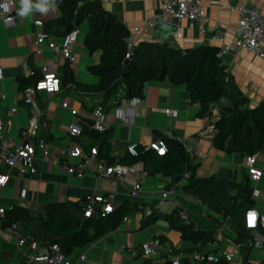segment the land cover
I'll list each match as a JSON object with an SVG mask.
<instances>
[{"label":"crops","instance_id":"0c3cea01","mask_svg":"<svg viewBox=\"0 0 264 264\" xmlns=\"http://www.w3.org/2000/svg\"><path fill=\"white\" fill-rule=\"evenodd\" d=\"M100 1L106 10L127 27L129 34L133 32L134 27H138L139 31L136 34L140 37L139 41L162 42L163 40L158 37L168 30V26L159 22L165 21L173 24L182 34L180 39L175 38L173 32L170 34L167 41L173 46L191 48L199 44L215 45L211 40L213 35L211 25L206 26L205 33H201L198 25L190 27L187 20L177 22L166 18L160 0ZM241 5L262 11L264 0L204 1V9L211 23L215 20L222 22L226 41L231 45L237 21L236 8ZM19 8L20 0H14L16 15L14 25L5 27L0 21V64L2 68L0 124L4 126L6 135L16 139L19 138L20 131L29 124L31 117L28 107L23 102L17 78L31 76L32 73L40 75V67L43 63L52 64V55L47 49L41 56L34 53L36 28L33 21L40 19L45 27L48 26L56 31L63 30L58 21L60 18L58 7L55 11L50 10L46 14L33 11L26 17L18 15ZM148 22H153V26L145 27ZM87 29L88 26L78 28L81 34L79 32V39L74 45V62L60 60L54 65L61 84L65 72L69 70L80 86H63L59 93L52 96L43 92L38 95V103L42 109V125L38 134L46 130L51 133L52 141L49 142V147L54 155H59L61 149L68 144H77L78 136L70 137L66 131L67 126L70 123L82 125V121H90L91 112L98 103V99L90 95L85 88V85L96 81V77L88 71V67L99 61V53L91 55L82 44ZM221 59L228 69L231 82L246 97L248 107H253L264 100V59L248 51H235L232 48ZM62 100L67 101L76 110L75 115L61 106ZM127 107H131L133 111L131 124L123 123L115 113L116 108L125 109ZM165 109L175 111L176 114L167 115ZM198 109L199 104L190 102L189 92L184 85H174L168 80L146 82L141 99L138 98L133 103L131 100L121 99L117 106L106 111V129L111 133V155L117 159L124 153L129 142H137L145 146L154 141L159 133L168 130L176 139H184L197 149L198 154L190 160L191 163L197 164L194 172L196 177L214 175L217 178L240 182L244 176H247L252 189L250 207L247 210L255 209L264 214V153L256 154L257 166L262 169L263 175L259 180L253 181L246 172L243 154L225 153L200 136L211 118L198 117L196 115ZM8 110L11 111L10 114ZM79 140L89 141L85 136H81ZM36 167L37 172L34 175H20L15 168L9 170L11 177L6 185L0 188V207L5 209L12 204H19L38 210L46 202L77 201L92 194L106 192L115 194V206L125 200L135 204V210L127 215L125 221L122 220L114 229L75 249L69 255V261L72 264H151L152 262L170 264L167 259L163 260L159 256L145 258L141 255L131 256L130 254L131 249H137L142 242L153 239L156 234L172 245L175 252H181L183 258L188 259L193 251L205 252L214 249L217 252L224 250L237 253L241 256L242 264H245V258L250 263L262 261L250 258L252 246L249 245V241L251 240H244L241 243L234 242L237 229L229 217H223L211 211L206 204L184 191L185 180L175 183L161 174L148 175L142 185L140 195L132 198L128 196V191L135 181L133 174L125 175L121 181L111 185L109 181L96 178L90 173L81 178L67 175L59 166L43 162L41 159H37ZM140 168H143L142 164L138 163V169ZM172 186L175 187L174 204L172 206L162 205L160 209H156L155 205L161 190ZM254 191L257 193L255 194ZM176 210L186 212L189 219L187 224H191L194 229L213 230L216 247H212L211 242L203 247L192 245L191 242L184 240L180 232L173 229L165 219L147 223L151 214L176 213ZM1 220L2 215H0V264H36L28 263L24 257V253L29 251L28 244H24L18 250L14 233L9 227H3ZM254 231L264 235L262 231L260 232V228L250 230L252 234ZM82 255L85 256L84 260H80ZM188 260V262L182 260L181 264H202Z\"/></svg>","mask_w":264,"mask_h":264},{"label":"trees","instance_id":"16d2710c","mask_svg":"<svg viewBox=\"0 0 264 264\" xmlns=\"http://www.w3.org/2000/svg\"><path fill=\"white\" fill-rule=\"evenodd\" d=\"M57 7L60 11L58 21L63 30L56 31L48 26L44 29L55 37H62L78 29L84 21L87 23L82 44L91 55L98 52L99 61L88 67L96 81L85 85V88L98 99L96 105L102 106L105 112L117 106L121 99H141L146 82L168 80L171 84L186 87L190 102L199 104L198 117L211 118L200 136L209 140L215 148L228 154L239 152L244 156L264 153V100L253 107L247 106L246 97L231 82L217 46L199 44L179 48L168 41L140 40L129 59H125L126 38L130 32L103 7L100 0H57ZM39 76H19V88L22 90L34 84ZM67 85L80 86L69 70L65 72L61 88ZM81 123L83 132L80 137L85 136L89 141L83 142L78 136L76 142L84 151L89 152L96 147L97 157L109 164L141 163L148 175L161 174L175 183L188 171L184 191L206 204L211 211L229 217L237 229L235 243L252 240L253 235L244 224L245 211L250 207L252 195L247 176L240 182L214 175L196 177L197 164L191 163L181 142L165 137L167 151L163 155L138 145L137 156L125 150L116 159L111 155L110 131L96 132L92 129L91 120ZM40 136L48 142L52 141V135L47 130ZM85 200L86 197L77 201L46 202L38 210L12 204L5 208L1 225L10 228L18 224L24 235L32 236L45 245L57 244L60 251L69 257L75 249L117 227L125 216L135 210V204L125 200L108 214L85 217L82 210ZM175 212L151 214L147 223L165 219L194 246L203 247L215 240L213 230L194 229L179 218V211ZM261 231L264 234V228H260ZM182 260L189 261L187 258ZM244 260L245 264H264V261L250 263L247 258ZM217 264L226 263L220 261Z\"/></svg>","mask_w":264,"mask_h":264},{"label":"built area","instance_id":"2783aa9c","mask_svg":"<svg viewBox=\"0 0 264 264\" xmlns=\"http://www.w3.org/2000/svg\"><path fill=\"white\" fill-rule=\"evenodd\" d=\"M35 1V0H33ZM163 6L164 17L173 19L177 22L187 20L190 27L198 25L201 33H205L206 26L211 25L213 35L211 40L218 47V55L222 57L232 49L235 51L245 50L257 57L264 59V9H257L241 5L236 8L237 21L233 31L232 45L226 41V33L223 30V24L219 20L213 21L204 9V1L206 0H160ZM16 15L14 12V0H0V21L5 27L15 24ZM36 28L35 36V54L41 56L45 49L51 52V63H43L40 67V76L32 85H27L21 90L22 99L28 107L31 117L29 124L20 131L18 139L7 136L5 128L0 124V188L4 187L9 181L11 175L9 170L15 168L20 175H34L37 172L36 161L41 159L43 162L59 166L67 175L78 178L90 173L96 178L109 181L111 185H115L121 181L125 175L133 174L135 181L128 191V196L135 198L140 195L142 185L148 177V173L144 168L138 169V163L109 164L104 159L97 157L96 147H92L89 152L76 143L68 144L63 147L59 155H54L49 147V142L38 134V130L42 125V109L38 103V95L43 92L52 96L61 91V81L57 76L54 65L60 60L69 63L74 62V45L78 41L79 31L74 29L66 33L62 37H55L44 29V22L40 19L33 21ZM153 22L146 23L145 27H152ZM138 27L133 28V32L126 38V54L125 59H129L133 49L139 42V36L136 34ZM174 37L180 39L182 34L179 30L173 32ZM229 74L228 69H226ZM30 75H33L30 74ZM2 78V68L0 64V79ZM227 79V77H226ZM72 86V85H71ZM135 102L138 98L130 99ZM61 106L68 109L71 114L75 115L76 110L73 109L67 101H61ZM11 111L8 110V114ZM117 117L125 124H131L133 121V111L131 107L125 109L116 108ZM167 115H175L176 112L165 109ZM92 129L98 133L106 130L107 118L106 112L102 106L95 105L91 112ZM67 134L70 137L80 136L83 127L78 123H70L67 126ZM165 138L178 140L183 145L190 159L198 154L193 146L189 145L184 139H176L170 131L165 130L160 136L150 142L148 145H141L137 142H129L126 145V152L132 156L138 155V145L144 147L145 150L153 149L158 155H163L167 151ZM245 168L249 178L253 181L259 180L263 171L257 166L256 154L245 156ZM189 172L185 171L181 180L188 179ZM256 194L257 192L254 191ZM175 187L162 189L159 199L155 205L156 209H160L162 205L172 206L174 204ZM115 194L112 192L96 193L86 197L82 208L85 217L90 215H105L114 209ZM98 209V212L97 210ZM4 208L0 207V215L4 214ZM179 218L188 223L189 219L185 211H179ZM127 216L122 220L125 221ZM245 227L250 230L264 228V214L259 213L255 209H249L245 212ZM10 230L15 235L16 247L20 250L21 246L28 244L29 251L24 253V257L28 263L36 264H72L69 257L60 251L57 244H42L32 236L24 235L20 231L18 224H13ZM253 239L249 241V245L259 248L263 255L264 261V235L257 231L253 232ZM212 247H216V243H211ZM131 256L141 255L145 258L160 257L167 259L170 264H181L183 254L175 252V249L168 242L163 241L159 234L153 239L144 241L137 249H131ZM85 256H80V260H84ZM188 259L199 263L217 264L220 261L226 264H241V256L232 251H193ZM151 264H158L152 262Z\"/></svg>","mask_w":264,"mask_h":264},{"label":"clouds","instance_id":"9594fccd","mask_svg":"<svg viewBox=\"0 0 264 264\" xmlns=\"http://www.w3.org/2000/svg\"><path fill=\"white\" fill-rule=\"evenodd\" d=\"M56 8L57 0H35V2H33V0H20L18 15L26 17L33 11L46 14L50 10L55 11Z\"/></svg>","mask_w":264,"mask_h":264},{"label":"rangeland","instance_id":"374dc122","mask_svg":"<svg viewBox=\"0 0 264 264\" xmlns=\"http://www.w3.org/2000/svg\"><path fill=\"white\" fill-rule=\"evenodd\" d=\"M80 26H83V28L84 27H87V23L84 21ZM80 26L78 27V28H80ZM80 32V31H79ZM80 34H81V32H80ZM78 39H79V36H78ZM8 136V135H7ZM32 209H34V207H32ZM251 255H250V258L251 259H254V260H259V261H261V260H263V255H262V253H261V250L260 249H255V248H252L251 249ZM242 264V263H241Z\"/></svg>","mask_w":264,"mask_h":264},{"label":"water","instance_id":"95a60500","mask_svg":"<svg viewBox=\"0 0 264 264\" xmlns=\"http://www.w3.org/2000/svg\"><path fill=\"white\" fill-rule=\"evenodd\" d=\"M159 23L160 24H166L168 26V30L164 34L160 35L158 37V39L163 40V41H167L168 40L167 38L170 36V34L172 32H174L176 30V27L173 24H170V23L165 22V21H161Z\"/></svg>","mask_w":264,"mask_h":264}]
</instances>
